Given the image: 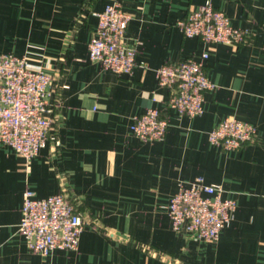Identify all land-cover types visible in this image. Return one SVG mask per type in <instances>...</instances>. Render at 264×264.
Returning a JSON list of instances; mask_svg holds the SVG:
<instances>
[{
	"label": "crops",
	"instance_id": "crops-1",
	"mask_svg": "<svg viewBox=\"0 0 264 264\" xmlns=\"http://www.w3.org/2000/svg\"><path fill=\"white\" fill-rule=\"evenodd\" d=\"M207 1L248 30L249 41L185 36L178 22ZM113 2L131 15L126 41L147 69L115 73L90 59L97 13ZM3 53L52 76L57 128L30 163L0 144V264H264V0H0ZM187 58L203 60L216 84L193 118L167 107L170 91L156 73ZM149 107L168 120L163 141L131 131ZM230 116L252 124L257 141L232 151L212 144L209 132ZM197 177L237 201L213 242L174 231L169 218L179 184ZM63 183L87 225L78 249L42 256L19 231L24 193L46 197Z\"/></svg>",
	"mask_w": 264,
	"mask_h": 264
},
{
	"label": "built area",
	"instance_id": "built-area-1",
	"mask_svg": "<svg viewBox=\"0 0 264 264\" xmlns=\"http://www.w3.org/2000/svg\"><path fill=\"white\" fill-rule=\"evenodd\" d=\"M97 16L98 25L88 43L90 59L115 73L132 74L138 65L147 69L146 61L137 59V48L126 41L131 15L113 2ZM178 25L185 36L211 43L238 46L247 43L251 36L248 30L234 26L226 12L211 1L191 10ZM207 56L205 53L203 59ZM156 73L159 85L170 91L169 109L191 118L204 113L205 93L214 90L216 84L208 77L203 60L187 58L166 63ZM52 81L49 73L30 64L26 56L0 54V144L11 146L29 163L57 128L50 115ZM168 125L159 108L149 107L134 117L131 131L144 141H163ZM209 141L226 151L239 150L257 141V131L252 124L230 116L209 132ZM61 189L46 197H37L30 188L24 193L19 231L29 249L42 256L56 249H78L87 225L67 184L63 183ZM236 210L237 201L225 196L224 187L207 183L203 177L189 184L180 183L168 207L174 231H185L208 242L220 238L235 218Z\"/></svg>",
	"mask_w": 264,
	"mask_h": 264
}]
</instances>
